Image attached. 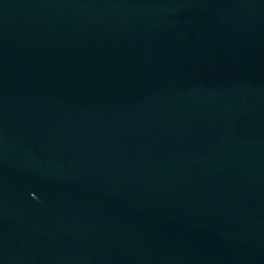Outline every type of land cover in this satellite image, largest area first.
Returning a JSON list of instances; mask_svg holds the SVG:
<instances>
[{"label":"water","instance_id":"obj_1","mask_svg":"<svg viewBox=\"0 0 264 264\" xmlns=\"http://www.w3.org/2000/svg\"><path fill=\"white\" fill-rule=\"evenodd\" d=\"M0 264H264V0H0Z\"/></svg>","mask_w":264,"mask_h":264}]
</instances>
